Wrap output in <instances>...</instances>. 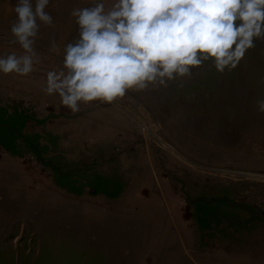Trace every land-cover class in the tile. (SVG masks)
Instances as JSON below:
<instances>
[{
    "label": "rangeland",
    "instance_id": "rangeland-1",
    "mask_svg": "<svg viewBox=\"0 0 264 264\" xmlns=\"http://www.w3.org/2000/svg\"><path fill=\"white\" fill-rule=\"evenodd\" d=\"M11 4L0 55L23 52ZM84 6L51 0L34 71L0 73V264H264V41L72 113L43 88Z\"/></svg>",
    "mask_w": 264,
    "mask_h": 264
},
{
    "label": "clouds",
    "instance_id": "clouds-1",
    "mask_svg": "<svg viewBox=\"0 0 264 264\" xmlns=\"http://www.w3.org/2000/svg\"><path fill=\"white\" fill-rule=\"evenodd\" d=\"M51 0H15L10 26L23 50L0 55V73L28 76L41 26L53 27ZM71 10L77 29L63 47L61 66L46 75L43 91L76 113L80 105L111 104L128 90L167 87L211 63L235 69L264 41V0H86ZM54 46V45H53ZM256 111L264 114V98Z\"/></svg>",
    "mask_w": 264,
    "mask_h": 264
}]
</instances>
